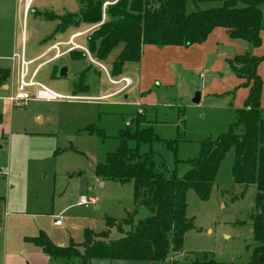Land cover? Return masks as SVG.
<instances>
[{"label": "rangeland", "instance_id": "rangeland-1", "mask_svg": "<svg viewBox=\"0 0 264 264\" xmlns=\"http://www.w3.org/2000/svg\"><path fill=\"white\" fill-rule=\"evenodd\" d=\"M222 6L220 2H189L187 13ZM84 7L82 0H36L25 19L18 0H0V68L10 70L9 89L0 87V114L4 117L0 125V196L11 210L41 214L48 226L59 216L64 226L52 228L50 236L56 244L65 246L71 241L81 245L85 230L102 233L107 229V219L120 221L134 212L132 182H101L95 175L96 164L104 163L119 149L122 129L130 124L136 129L137 122H141V128L153 126L159 138L176 140L171 146L162 142L142 144L140 152H154L165 175L176 173L182 178L190 170L186 161L199 156L201 143L216 140L237 123V111L244 109L249 96V88L240 86L228 61L250 52L252 47L215 36L216 41L213 38L204 46L190 49L157 47L146 56L144 65L129 63L118 77L112 74V68L123 44L103 61L91 55L83 60L67 56L43 67L36 82L77 101L11 104L9 101L19 94L23 53L30 61L55 42L68 41L75 31L71 29L63 38L58 34L50 40L58 21L47 19L45 14H79ZM77 31H83V25ZM79 43L89 50L87 37ZM91 58L107 69L111 79L127 78L131 84L119 92L123 85L112 84L106 71ZM43 62L31 66V73ZM62 67L68 68L64 79L59 78ZM261 74L264 77V68ZM27 92L35 94L32 89ZM197 92L201 93V101L196 105L193 100ZM141 108L144 115L139 114ZM89 127L95 134L88 132ZM235 132L243 134V128H235ZM129 144L137 146L135 142ZM235 159L233 149L219 167L208 201H202L194 190L188 192L187 218L194 228L186 234L182 252L170 255L165 262L93 260L90 264H251L256 248L252 216L257 190L235 183ZM83 196L96 199V204L80 205ZM52 214L54 217L49 219ZM148 214L142 209L137 218ZM121 237L117 230L111 234V240ZM3 257L0 248V264ZM66 263L62 259L54 261Z\"/></svg>", "mask_w": 264, "mask_h": 264}, {"label": "trees", "instance_id": "trees-1", "mask_svg": "<svg viewBox=\"0 0 264 264\" xmlns=\"http://www.w3.org/2000/svg\"><path fill=\"white\" fill-rule=\"evenodd\" d=\"M82 1L85 7L79 14L63 17L45 14L47 19L59 21L54 36L70 27L102 21V5L106 0ZM189 2L195 5L220 2L223 6L189 14ZM239 3L244 6L239 7ZM263 6L264 0H121L107 10L106 23L88 37L87 46L91 56L103 61L117 46L124 45L113 64L115 77L122 75L127 64L141 61L145 46L190 48L204 44L217 29L225 30L233 41H243L258 49L263 45ZM71 56L75 60L87 58L85 53L78 52ZM263 62L264 56L249 53L228 61L231 71L241 80L240 86L249 88L245 107L237 111V123L227 133L201 143L199 156L186 161L190 170L182 178L176 173L165 175L155 161L154 152H140L142 144L162 142L171 146L177 141L163 140L152 126L141 128V122L136 121V129L130 124L119 132L117 152L95 166V175L102 181L133 183V214L120 221L107 219V229L102 233L85 230V242L81 245L71 241L60 248L44 233L26 239L27 242L41 248L52 259L65 260L66 264H90L93 260L165 262L170 255L183 251L185 236L194 228L193 221L187 218L188 192L194 190L202 201H208L219 167L234 149L235 183L246 189L255 186L257 190L256 212L252 216L256 248L251 264H264V81L258 74ZM9 78L10 70L0 68V87L7 86ZM3 121L0 114V125ZM238 127L243 128V134L235 132ZM88 132L95 134L92 127ZM130 142H135L136 148ZM142 209L149 214L138 219ZM114 230L122 235L118 240H111Z\"/></svg>", "mask_w": 264, "mask_h": 264}, {"label": "crops", "instance_id": "crops-1", "mask_svg": "<svg viewBox=\"0 0 264 264\" xmlns=\"http://www.w3.org/2000/svg\"><path fill=\"white\" fill-rule=\"evenodd\" d=\"M18 2H19V7H22V4L20 3L19 0H18ZM261 8L263 11V16H264V6ZM46 14H49V13H46ZM51 14H54V13H51ZM71 14L73 15V14H77V13L74 12ZM54 15H56V14H54ZM66 15H70V13L65 14V15H56V16L63 17ZM58 25H59V21H58ZM58 25H57V27H58ZM90 26H93V24H91V25L88 24V26H87V24H83V30L90 27ZM57 27H56V29H57ZM79 28H80V26L79 27H70L69 29H67L63 33H57L55 36L53 35L54 40L58 34H62L60 38H63V36L65 34H67L66 33L67 31L74 29L75 31L71 33V35H72V34L78 32L77 30H79ZM56 29H55V32H56ZM263 31L261 33L262 40L264 39L262 36ZM55 32H54V34H55ZM215 36H222V37L226 36L230 41H233L228 36V34L225 30L217 29L211 34L209 39L202 45L204 46L207 42H210L213 38H214V41H216ZM62 42H64V41H62ZM202 45H195V46H202ZM195 46H192L190 48H193ZM249 46H251V45H249ZM156 48L157 47H152V46H145L143 48V56H142V59L140 61L141 63L143 62V65H144V60L146 59V56L150 52L151 53L155 52L157 50ZM162 49L163 50H176V49L178 50V49H182V48L181 47H179V48L178 47H166V48H162ZM78 53H81V52H78ZM247 53H249L250 55H255V56H264V48L262 46L258 49H255L252 47V50L250 52L248 51ZM243 54H246V53H243ZM243 54H240V55H243ZM240 55H238V56H240ZM67 56H71V54H69ZM35 59H37V57L32 59V60H35ZM263 66L264 65L261 64L258 68V74L262 78V80L264 79L263 75L261 74V70H263V68H264ZM1 88L5 89V90L9 89L8 86H6V87L3 86ZM9 102H11V101H9ZM262 107L264 109V88H263V93H262ZM99 181L102 182V180H100V179H99ZM101 186H104V184H102ZM53 217H54V214L50 215V217H48V218L52 219ZM42 218L43 217L41 214H32L29 212H20V211L11 210L9 204L7 203V200H5L4 198H2V196H0V248L2 249L3 254H4L2 264H54V261H56L55 259L50 258L48 255H46L43 252V250L41 248L37 247L33 243L27 242V240H26V239L36 238L41 233H44L45 235L48 236V238L56 246L61 245L63 247H66L64 244H61V243L56 244L53 241L54 237L50 236L52 228L60 229L64 226V223H62L61 226L55 225L56 220L59 218V216L55 217V221H52L50 226H48L46 224V222L42 221ZM58 247H60V246H58Z\"/></svg>", "mask_w": 264, "mask_h": 264}, {"label": "built area", "instance_id": "built-area-1", "mask_svg": "<svg viewBox=\"0 0 264 264\" xmlns=\"http://www.w3.org/2000/svg\"><path fill=\"white\" fill-rule=\"evenodd\" d=\"M22 6L24 7V18L26 19L27 14L32 9V6L36 0H19ZM121 0H106L102 5V21L99 24L90 26L83 31H78L74 34H72L68 41L66 42H55L52 44L45 52H43L37 59L28 61L23 53L22 56V65H21V75H20V85H19V94L16 98L11 99V103L13 105H24L30 100H36V101H44V102H57L61 100H78L76 97H67L61 94H58L54 92L52 89L48 88L47 86L36 82V78L38 74L40 73L41 69L47 65L54 64L63 58H65L67 55L75 53V52H81L85 55H91L89 50L84 48L82 45H80L79 40L82 38L88 37L100 26L104 25L107 21V10L117 5ZM52 55V56H51ZM51 56V57H50ZM92 57V56H91ZM34 72L31 73V66L35 65L38 62H42ZM91 61L98 65L100 68L106 71V73L109 76V73L107 69L101 65L96 63L92 58ZM110 78V76H109ZM110 81L112 84L117 86H122V89L119 92H122L125 88H127L131 84V80L124 78L119 81H115L110 78ZM32 89L35 91L34 95H30L27 90ZM139 114L144 115V110L141 108ZM97 200L93 198L88 197H81L79 200V204L82 206H89L92 204H96ZM63 223L61 218H58L56 220L55 225L61 226Z\"/></svg>", "mask_w": 264, "mask_h": 264}, {"label": "water", "instance_id": "water-1", "mask_svg": "<svg viewBox=\"0 0 264 264\" xmlns=\"http://www.w3.org/2000/svg\"><path fill=\"white\" fill-rule=\"evenodd\" d=\"M67 74H68V68H66V67H62V68L60 69V71H59V78H61V79L66 78V77H67ZM4 87H6V86H4ZM200 101H201V93H200V92H197V93L195 94V97H194L193 103L197 105V104L200 103ZM62 247H63V246H60V248H62ZM260 260H262V258H260Z\"/></svg>", "mask_w": 264, "mask_h": 264}]
</instances>
